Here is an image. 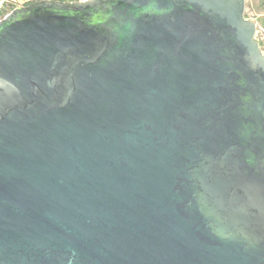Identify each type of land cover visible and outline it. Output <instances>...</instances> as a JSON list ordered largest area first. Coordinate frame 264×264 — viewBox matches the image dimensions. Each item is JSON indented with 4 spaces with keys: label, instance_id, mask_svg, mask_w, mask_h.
<instances>
[{
    "label": "water",
    "instance_id": "water-1",
    "mask_svg": "<svg viewBox=\"0 0 264 264\" xmlns=\"http://www.w3.org/2000/svg\"><path fill=\"white\" fill-rule=\"evenodd\" d=\"M245 10L35 0L0 17V264H264Z\"/></svg>",
    "mask_w": 264,
    "mask_h": 264
},
{
    "label": "crops",
    "instance_id": "crops-1",
    "mask_svg": "<svg viewBox=\"0 0 264 264\" xmlns=\"http://www.w3.org/2000/svg\"><path fill=\"white\" fill-rule=\"evenodd\" d=\"M246 2L247 9H250L252 14H254L253 19L257 21V25L264 31V0H246Z\"/></svg>",
    "mask_w": 264,
    "mask_h": 264
},
{
    "label": "rangeland",
    "instance_id": "rangeland-1",
    "mask_svg": "<svg viewBox=\"0 0 264 264\" xmlns=\"http://www.w3.org/2000/svg\"><path fill=\"white\" fill-rule=\"evenodd\" d=\"M26 0H19V2H17L16 4L17 5H11L13 8L16 6V7H19V6H22L24 4ZM5 5V4H4ZM250 7V6H249ZM10 12V11H9ZM245 16L247 18H250L252 20L253 17H254V14H252V11L250 9H247V2H246V10H245ZM255 22H257L256 20H254ZM257 24V23H256ZM256 39L258 40L260 46H261V49L263 50L264 52V31L257 25V32H256Z\"/></svg>",
    "mask_w": 264,
    "mask_h": 264
},
{
    "label": "trees",
    "instance_id": "trees-1",
    "mask_svg": "<svg viewBox=\"0 0 264 264\" xmlns=\"http://www.w3.org/2000/svg\"><path fill=\"white\" fill-rule=\"evenodd\" d=\"M33 1H35V0L27 1L23 5L30 4ZM64 1H76V0H64ZM4 4L2 7H0V17H2L3 15H6L7 13H9V11H11L13 9V7L11 6L13 4H11V3H4Z\"/></svg>",
    "mask_w": 264,
    "mask_h": 264
},
{
    "label": "built area",
    "instance_id": "built-area-1",
    "mask_svg": "<svg viewBox=\"0 0 264 264\" xmlns=\"http://www.w3.org/2000/svg\"><path fill=\"white\" fill-rule=\"evenodd\" d=\"M27 1H30V0H26L25 2H27ZM17 2H19V0H0V7H2L4 3H11V4H14V5H17L16 4Z\"/></svg>",
    "mask_w": 264,
    "mask_h": 264
}]
</instances>
